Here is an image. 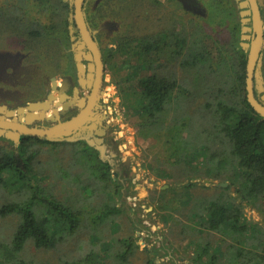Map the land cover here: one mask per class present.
Returning <instances> with one entry per match:
<instances>
[{
	"label": "rangeland",
	"instance_id": "374dc122",
	"mask_svg": "<svg viewBox=\"0 0 264 264\" xmlns=\"http://www.w3.org/2000/svg\"><path fill=\"white\" fill-rule=\"evenodd\" d=\"M97 1L86 0L84 12L102 51L113 46L117 48L121 39L141 36L145 27L147 32L155 27L164 30L173 24L183 31L192 28L194 53L188 57V63L181 64L180 58L176 62L163 58L156 66L159 73L176 78L179 87L187 92L182 94L178 90L173 94L163 114L160 131L154 129L155 133L147 135V127H143L139 115L127 108L133 101L130 98L123 99L117 88V83L125 76H135L130 69L119 68L126 56L117 50L113 51L108 59V72L107 64L104 66L101 97L106 106V123L114 144L110 148L104 141L102 148L104 158L112 160L110 172L114 176L113 181L121 185V195L112 198L111 193L106 196L102 194L103 198L102 195L87 194L84 185L93 186L92 177L82 174L71 147L37 143L28 145L22 158L31 156L28 160L31 183L41 190L38 196L31 193L33 197L36 196L35 205L45 207L42 199H48L49 196L70 203L83 218L75 232L55 248L37 249L28 241L17 259L12 260L6 258L4 246H7L18 228L20 216L16 213L0 216V264H150V261L154 264H204L207 259L205 255L196 263L192 259L200 248L194 247L190 238L177 235L180 229L177 221L181 224L191 223L186 219L190 207L185 206L183 201L176 203L175 210L165 209L164 206L168 197L177 199L188 195L187 190L180 193V189L190 179L198 185L207 186L194 190L197 196L212 195L213 188L218 184L222 187L230 184L228 180L219 183L217 178H208L210 176L206 177L204 172H200L197 178L192 172L191 163L183 160L185 154L179 157L175 152L178 148H174L179 145L181 138L188 143V155L192 152L190 148L204 145L209 152L227 148L223 141L212 136V124H215L213 110L220 101L238 104L235 75H243L239 63L243 55L236 50L238 17L234 13L235 17L230 20L229 28L236 26L233 38L232 32L224 27L228 19L220 16L225 12L223 9L233 7L225 5L224 0H197L203 14H192L175 0H99L96 5ZM61 3L66 2L0 0V55H7L10 60H15L17 56L22 58L19 67L6 70L8 73L17 71V78L11 87L2 85L16 93L15 98L3 100L0 97V102L5 105L15 108L30 101L32 96L28 87L33 83L36 86L43 85L56 74L75 72L70 37L68 42H64L59 34L51 33V21L47 23L48 15H53L54 20L59 18L60 23L57 25L60 28L64 27L62 18L68 22L70 11L67 14L60 12L58 8ZM49 6L54 7L52 11ZM32 31H36L38 36L30 34ZM202 34L210 36V41L220 46L211 47L209 53H203L206 58L198 60L195 56L202 54L201 46L206 45ZM174 121L178 124H174ZM42 122L37 121L34 125ZM179 124L184 126V133L175 138ZM127 137H132V146H128ZM16 150L10 141L0 138V156L14 151L17 167L24 169L23 159ZM229 188L233 193L235 188ZM10 189L0 186V208L4 204L30 199V193L26 190ZM168 189L170 193L160 197V191ZM102 199H109L107 204H115L123 213L99 221L97 209ZM244 218L264 229V214L258 209L246 206ZM123 238H128L138 247L127 255V259H116L117 254L123 251L120 244ZM158 247L163 248L159 254L155 251ZM222 252L229 255L227 244L222 245Z\"/></svg>",
	"mask_w": 264,
	"mask_h": 264
},
{
	"label": "trees",
	"instance_id": "16d2710c",
	"mask_svg": "<svg viewBox=\"0 0 264 264\" xmlns=\"http://www.w3.org/2000/svg\"><path fill=\"white\" fill-rule=\"evenodd\" d=\"M64 1L66 3H61L58 9L60 12L63 11L67 14L68 11L71 12V8L68 2ZM53 8V6H49L51 11ZM226 9L228 8L223 9L225 12L220 16L229 20L231 15L235 13L234 8ZM53 18V15H48L47 18V23L49 20L51 21V33L59 34L61 40L68 42L70 37L67 27L69 21L67 22L66 18H62L61 24L64 27L60 28L57 25L59 18L57 20ZM30 34L38 36L36 31H32ZM231 37H235L234 32H232ZM155 44L154 40L148 41L145 53L142 49V40L139 37H133L119 40L116 48L119 54L126 56V60L119 68L121 70L130 69L135 76L134 78L131 76L126 78L125 76L117 83V88L123 99L130 98L133 101L128 104L127 108L139 115L141 122L144 124L143 127H147V135L155 133L154 129L160 131L163 114L167 104L173 98V94L178 90L182 94L187 92L184 88L179 87L176 78L164 73L161 74L157 70L156 66L158 67L160 64L159 60L164 58L170 61L171 56L168 53L160 56V53L154 52ZM181 46L182 44H180L179 50H183V48H180ZM111 54V49L107 48L103 51V60L107 64V72L110 68L108 59ZM180 54L178 59H181V64L188 63L187 56ZM195 57L198 60L206 58L203 53ZM239 63L242 65L243 75H235L238 104L220 101L216 106L217 108L213 110L215 124H212L214 127L212 136L223 141L227 148L222 151L209 152L204 145L190 148L192 152L188 155L186 152L188 143L184 138H181L179 145L174 148V150L178 148L175 152L176 155H180L179 157L185 154V156H182L183 160H185V163L186 161L191 163L192 172L195 173L197 178L200 176V172H204L206 177L217 178L219 183L230 181L229 186L222 187L220 184L215 186L212 195L197 196L194 194V190L207 186L198 185L190 179L180 189V193L187 190L188 195L177 199L168 197L164 206L165 209L175 210L177 209L176 203L183 201L185 206L190 207L186 219L191 223L181 224L177 221L180 227L177 235L190 238V242L193 243L194 247L200 248V251L198 250L192 258L195 263L205 255L207 259L204 264H264V229L244 218V208L246 206L256 208L264 214V118L253 111L246 99L244 81L246 57L243 56ZM206 106L208 107V105ZM174 122V124H178L176 121ZM183 129L184 126L179 124L175 138L184 133ZM10 143L13 144L11 141ZM35 143L71 147L74 155H76V162L79 163L82 169V174H88L92 177L94 185H84V191L87 194H98L99 196L103 194L106 196L111 193L112 198L114 195H121V185L113 181L111 168L103 162L101 156H97L96 151L89 147L90 145L87 146L88 143L49 142L37 137L24 136L20 139L19 145L14 147L17 149L19 157L22 158L24 149ZM15 156L14 151L0 156V186L26 190L27 193H30V199L20 203L4 204L0 208V216L4 217L14 213L20 216L18 228L7 246H4L7 254L6 258L12 260L17 259L18 254L28 241H31L37 249L55 248L75 232L83 218L79 210L76 211L77 208L70 203L61 202L49 196L48 199H42L45 207L35 205L36 196L33 197L31 193L38 196L41 190L37 185L31 183L30 169L28 168V160L31 156H25V159L22 158L24 169L17 167ZM230 186L235 188L233 193L230 191ZM170 191V189L160 191V197H165ZM107 201L102 199L98 206L97 211L99 214L97 217L99 221L108 216L123 213L120 207L115 204L108 205ZM171 233H173L172 229ZM120 244L123 251L117 254L116 259L120 258L121 260L127 259V255L138 247L128 238H123ZM224 244L228 246V256L223 252L221 253ZM162 250L163 248L160 247L155 249L157 254ZM222 259L225 261L221 262ZM149 263L154 264L152 261Z\"/></svg>",
	"mask_w": 264,
	"mask_h": 264
},
{
	"label": "flooded vegetation",
	"instance_id": "af4514ba",
	"mask_svg": "<svg viewBox=\"0 0 264 264\" xmlns=\"http://www.w3.org/2000/svg\"><path fill=\"white\" fill-rule=\"evenodd\" d=\"M98 1L96 2V5ZM175 1L176 2L179 1L181 5L184 6L192 14L194 13L203 14V11L199 7L197 0H175ZM241 3H244L242 7L240 6ZM255 3L258 7L259 15L261 19L260 28L262 32V46L260 50V62H261V72H262L261 76L263 78H262V88L261 89L257 88L254 82V95L257 100H259L261 103L264 104V98H263V95H264V0H261L260 2L258 0H255ZM224 4L230 7L233 6L234 12L236 13V16L238 17V24H239L238 49L239 50L238 49L236 50L240 54L245 56L247 60L248 49L245 50L242 47V43L251 44V41L255 37L254 23L252 20L253 18H252L251 2L249 0H224ZM242 11L245 12V15L243 16H241ZM233 17H235V15L231 16L228 20L227 25L224 26V27H227L228 31L230 32L236 31V26H232L231 28H229L231 25L230 20H232ZM242 19H245L244 23H242ZM86 23L88 24L87 20H86ZM244 27H245V31L242 32V29ZM157 30H158L157 27H155V29L150 32H147L146 27L142 30L141 36H139V38L142 40V49L143 51H145V53H146V47H148L147 42L150 40H154V42H156L155 44L156 48H154V52L160 53V56H163L165 53H168L171 56L170 60L173 59L175 62L178 61V56L180 53H181L180 55L185 54L187 58L193 55L194 39H193L192 28H186L185 31H183L179 29L176 24H173L170 28H166L164 30H158V31ZM203 35L205 34H202V38L204 39V42L206 43L207 46L206 45L201 46L202 53H206V52L209 53L211 47L220 46L215 41H210V36L208 35L203 36ZM243 35L247 36L248 38L242 39ZM75 36L77 37V33ZM93 39L98 43V46H99V49L102 55V61L105 66V63L103 60V51L100 46V43L97 40L96 36H94ZM180 44H182L180 48H183V50H179ZM230 47L233 49L232 42H230ZM111 50L112 52L115 51L116 47L113 46ZM72 59H73V56H72ZM21 62H22V58H19L18 56L15 60H10L7 57V55H3V54L0 55V97L3 100L11 99L12 97L15 98L16 96L15 91L10 90V88H5L2 85L11 87L17 78L15 74V72L17 71H12V72L9 71L10 73H8L6 70H10L11 68H17V66L19 67ZM73 63H74L73 68L75 69V72L73 74L71 73L66 74L65 72L61 74L59 73L52 77H49L46 84L36 86L33 83L32 86L28 87L29 89L28 91L30 95L32 96L31 100L23 102L24 104L18 105L17 107H26L27 104L30 102L48 100V96L50 94H53L54 97L56 98L49 105V108L45 111V119L37 120V121H43V122L40 123L39 125H34V123L37 122V121H34L30 125L31 127L32 126L33 127L34 126L49 127L55 124L59 120L60 121L69 120L70 118L78 115L82 110H85L88 108L89 97L92 93L93 84L89 83V80L91 79L87 76V62L83 61V65L86 68V71L82 76L86 82L84 85H82V83L77 77V70H76L74 59H73ZM59 70H61V67ZM52 78L54 79V81L52 80ZM53 83H55L54 90L52 89ZM102 89H103V76H102V82L97 92L95 103L91 106V114L93 115V117H95L97 120L100 121L98 130L101 135L99 136L96 134V136H98V138L102 140L99 146H103L104 141H105V143H107L108 146L111 148L114 143L111 141L112 138H110V127L106 123L108 122L106 119L107 112H106V106L103 105L102 103V97H101ZM61 95H64L65 98H63L60 101V105H57V103H59V96ZM62 104L67 105V107L63 110L61 109ZM0 105H5V104L3 102H0ZM17 107L12 108V107L7 106V108L10 110H16ZM52 110H56L58 112V118L55 114H53ZM51 113H52V116L50 115ZM50 116H51V119H50ZM49 120H52L51 123L47 122ZM90 125L91 123H89L87 126H90ZM93 132L95 133V131ZM82 142L87 144V142L84 140ZM89 147H91L92 150L96 151L97 156L100 157V152L96 145L89 146ZM110 161L112 162L110 158L109 160L108 158L103 160V162H105L110 168H113V164H111ZM111 176L114 177L113 174H111Z\"/></svg>",
	"mask_w": 264,
	"mask_h": 264
},
{
	"label": "water",
	"instance_id": "95a60500",
	"mask_svg": "<svg viewBox=\"0 0 264 264\" xmlns=\"http://www.w3.org/2000/svg\"><path fill=\"white\" fill-rule=\"evenodd\" d=\"M66 1L71 8L68 19V32L70 40L72 41L71 45L73 59L77 70V77L82 85L86 83L82 77L86 71L83 61H86L87 76L91 79L89 80V83L93 84L88 108L82 110L78 115L69 120H59L52 126L31 127L30 125L34 121L45 119V111L49 108V105L53 100L56 99L53 94L48 96V100L30 102L26 107H17L16 110H10L6 105H0V138H5L11 141L15 147L19 145L20 139L24 136L37 137L49 142H76L84 140L90 146L96 145L101 154V158L105 160L103 148L102 146H99L102 140L96 136V134L99 136L101 135L98 130L100 121L91 114V106L95 103L105 69L102 55L98 43L93 39L95 31H92L86 23L84 12V4L86 0ZM249 1L251 2L255 37L251 41V44L242 43V47L245 50L248 49L245 66L246 99L253 111L260 117L264 118V104L257 100L254 95V82L257 88H262V77L260 72V50L262 46V32L260 28L261 19L255 0ZM258 1L260 2L261 0ZM243 5L244 3L240 4L241 7ZM243 15H245L244 11L241 12V16ZM244 21L245 19H242V23H244ZM244 31L245 27L242 29V32ZM76 33L78 34V37H75ZM243 38L248 37L243 35L242 39ZM52 80L54 81L53 78ZM54 88L55 83L52 85L53 90ZM63 98H65L64 95L59 96V103H57V105H60V101ZM66 107L67 105L65 104L61 105L62 110ZM53 112L58 118V112L56 110H53ZM89 123H91V125L87 126ZM93 131H95V133Z\"/></svg>",
	"mask_w": 264,
	"mask_h": 264
},
{
	"label": "bare ground",
	"instance_id": "6f19581e",
	"mask_svg": "<svg viewBox=\"0 0 264 264\" xmlns=\"http://www.w3.org/2000/svg\"><path fill=\"white\" fill-rule=\"evenodd\" d=\"M126 133V132H125ZM119 134V133H118ZM117 134V135H118ZM128 146H132V137H127ZM184 259V258H183Z\"/></svg>",
	"mask_w": 264,
	"mask_h": 264
},
{
	"label": "crops",
	"instance_id": "0c3cea01",
	"mask_svg": "<svg viewBox=\"0 0 264 264\" xmlns=\"http://www.w3.org/2000/svg\"><path fill=\"white\" fill-rule=\"evenodd\" d=\"M215 249H216V247H215Z\"/></svg>",
	"mask_w": 264,
	"mask_h": 264
}]
</instances>
